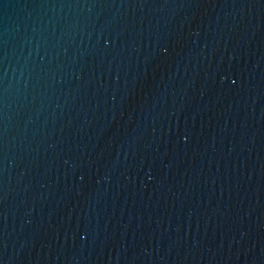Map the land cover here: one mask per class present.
<instances>
[{
    "label": "water",
    "instance_id": "obj_1",
    "mask_svg": "<svg viewBox=\"0 0 264 264\" xmlns=\"http://www.w3.org/2000/svg\"><path fill=\"white\" fill-rule=\"evenodd\" d=\"M0 264H264V0H0Z\"/></svg>",
    "mask_w": 264,
    "mask_h": 264
}]
</instances>
